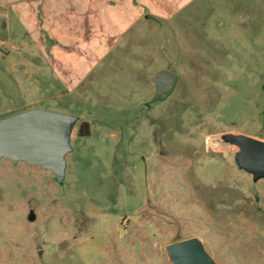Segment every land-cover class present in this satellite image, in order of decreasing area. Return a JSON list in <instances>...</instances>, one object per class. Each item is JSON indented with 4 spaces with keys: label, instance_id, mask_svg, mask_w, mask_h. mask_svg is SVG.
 Wrapping results in <instances>:
<instances>
[{
    "label": "rangeland",
    "instance_id": "obj_1",
    "mask_svg": "<svg viewBox=\"0 0 264 264\" xmlns=\"http://www.w3.org/2000/svg\"><path fill=\"white\" fill-rule=\"evenodd\" d=\"M109 1L0 8V48L15 49L0 55V119L33 108L72 117L62 128V177L0 157V264H177L170 247L189 239L215 264H264V176L237 138L264 142L256 25L241 26V39L228 30L218 51L230 56L220 61L208 57L217 51L211 25H195L193 51L181 50L163 16L180 0H125L121 10L135 19L126 38H109ZM147 10L155 18L131 19ZM186 58L198 70H183ZM220 67L229 70L212 71ZM163 69L178 83L152 103ZM83 123L89 136L79 134Z\"/></svg>",
    "mask_w": 264,
    "mask_h": 264
},
{
    "label": "water",
    "instance_id": "obj_2",
    "mask_svg": "<svg viewBox=\"0 0 264 264\" xmlns=\"http://www.w3.org/2000/svg\"><path fill=\"white\" fill-rule=\"evenodd\" d=\"M178 75L163 69L156 73V88L152 103L168 98L176 89ZM71 116L47 109L33 108L0 119V157L13 162L25 160L51 169L62 177L65 171L64 152L68 149L62 128ZM245 141L251 167L261 168L264 176V142L237 137ZM172 260L177 264H215L195 239L178 242L170 247Z\"/></svg>",
    "mask_w": 264,
    "mask_h": 264
},
{
    "label": "crops",
    "instance_id": "obj_3",
    "mask_svg": "<svg viewBox=\"0 0 264 264\" xmlns=\"http://www.w3.org/2000/svg\"><path fill=\"white\" fill-rule=\"evenodd\" d=\"M34 2L35 0H0V8L6 7L9 5L11 2L14 3H31ZM107 6H111L114 9L116 8V16L114 17V20L111 22V30H110V36L109 38H118L121 35V38H126L130 37L129 35L132 34L133 32V27L131 26V22L135 21L134 18H136V23H139L141 21L149 20L150 18H155L154 14L151 15V13L147 10L146 12H138L137 14H131L132 18L134 20H131L124 15V12L121 10L122 6L126 4L125 0H112L109 2H106ZM137 4L136 2H134ZM49 4V3H48ZM96 4V3H95ZM101 4H104V2H98L97 5H95V14L94 16L99 15V11L97 10ZM134 4V6H135ZM228 1H218V0H203L202 1H187V0H180L176 1V4L173 5L174 7V13L173 16L168 17L167 15L163 14L167 22H170L172 24H175L176 26L173 29V31L177 32L179 34V39L182 40L181 42L184 44V47H180L181 50L183 49L190 50L193 49V45L191 41L196 40V33L194 26L196 25H211L210 26V31L212 34V38L214 39V46L217 47V51L219 50V45H222V47H225V43L228 40V30H233L234 32L239 31V33L235 34L233 32V38L234 39H241L240 37L243 36L240 33V27L245 26L247 23H254L256 25V39L258 40H264V32H263V24H264V0H253L251 4L246 3H240L238 6H235L232 9V6L230 5ZM3 5V6H2ZM50 5V4H49ZM93 4H91L92 6ZM35 6V3H34ZM137 6V5H136ZM143 6V4L141 5ZM33 8V6H31ZM139 7V6H138ZM144 7V6H143ZM205 9H208L209 12H205ZM33 14H36L37 16L40 15L39 11L35 13V11L32 12ZM98 14V15H97ZM124 15V16H123ZM247 15V16H245ZM43 17L44 14H42ZM168 18H167V17ZM7 17V14L5 13L4 10L0 9V19ZM161 17V16H160ZM97 18V17H96ZM130 21V22H129ZM6 23V22H5ZM96 23L102 24V18L99 20H96ZM8 24V23H6ZM258 27V28H257ZM209 28V26H208ZM101 31L103 30L101 26ZM148 33L149 32V27L146 28ZM139 31L142 30V32L145 31V28L142 27L141 29H138ZM167 31V29H165ZM208 31V29H207ZM245 31V30H244ZM228 36H226V35ZM38 47L43 48L41 44L37 45ZM37 48V47H36ZM188 48V49H187ZM46 49V48H44ZM14 47L12 49H5L2 50L0 48V55H4L6 57H11L12 52H13ZM223 50V49H222ZM193 51V50H190ZM214 52L211 55H208L209 58H213V56L219 55L222 57V59H219L220 61H225V57H229L230 54L228 52L223 53ZM185 52V51H184ZM181 55H186L188 54L185 52ZM176 55V54H174ZM211 56V57H210ZM186 61H189L188 58H186ZM218 60V59H217ZM219 61V62H220ZM187 67L184 68L183 70L189 71V70H198V68H195V64L192 61H189L188 63L185 64ZM212 66V64H209ZM224 65H218V66H225ZM16 70V68H15ZM14 70V71H15ZM229 69L225 67H220V68H212V71H227ZM17 71V70H16ZM261 71H264L263 69Z\"/></svg>",
    "mask_w": 264,
    "mask_h": 264
},
{
    "label": "trees",
    "instance_id": "obj_4",
    "mask_svg": "<svg viewBox=\"0 0 264 264\" xmlns=\"http://www.w3.org/2000/svg\"><path fill=\"white\" fill-rule=\"evenodd\" d=\"M79 134L82 137H86L90 135L89 132V123H83L79 129Z\"/></svg>",
    "mask_w": 264,
    "mask_h": 264
}]
</instances>
